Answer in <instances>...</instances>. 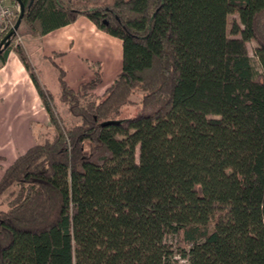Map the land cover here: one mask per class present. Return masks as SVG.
<instances>
[{
	"label": "trees",
	"instance_id": "16d2710c",
	"mask_svg": "<svg viewBox=\"0 0 264 264\" xmlns=\"http://www.w3.org/2000/svg\"><path fill=\"white\" fill-rule=\"evenodd\" d=\"M20 1L19 32L84 15L123 65L104 97L58 67L66 121L17 46L52 129L0 179V264H264V0Z\"/></svg>",
	"mask_w": 264,
	"mask_h": 264
},
{
	"label": "crops",
	"instance_id": "0c3cea01",
	"mask_svg": "<svg viewBox=\"0 0 264 264\" xmlns=\"http://www.w3.org/2000/svg\"><path fill=\"white\" fill-rule=\"evenodd\" d=\"M52 35L55 37L48 40ZM37 46L39 59L50 62L57 71L61 68L65 80L74 89L94 75L87 61H100L103 65L100 89H106L114 82L123 65L122 40L98 28L84 15L43 35ZM99 48L100 54L97 53ZM36 73L40 79L37 69ZM48 121V111L30 71L11 50L0 67V156L5 163L0 169L7 168L35 143L33 123Z\"/></svg>",
	"mask_w": 264,
	"mask_h": 264
},
{
	"label": "rangeland",
	"instance_id": "374dc122",
	"mask_svg": "<svg viewBox=\"0 0 264 264\" xmlns=\"http://www.w3.org/2000/svg\"><path fill=\"white\" fill-rule=\"evenodd\" d=\"M5 1L10 3V5L12 6V8L14 10V14L17 12H20L19 3H15L13 0H5ZM234 17H236V15L230 16V19H232ZM13 25L10 27V29L13 27ZM18 32L19 31L17 30V33H16L17 38L15 39L14 47L11 50L16 52L17 46H22L24 48V50L27 54L28 60L35 67V70L37 69V72L39 73L41 83L43 85H45L46 88L49 89L51 94L53 95L54 100L57 103V109H58L59 113L62 115V117L66 121L70 120L71 115H70L69 111L67 110V106L60 101L61 87H60L59 72H58L59 70L57 71V69L54 66H52L50 62H47L45 60L42 61L39 59L37 44H38V39L42 36H33V35L28 34V33H22V32L18 33ZM54 37L55 36L52 35L51 37H49L48 40H51ZM97 43H99V42H97ZM248 47H249L250 53L254 56V48L256 47V42L254 40L249 41ZM98 51L99 52H97V53L100 54V48L98 49ZM57 54H59V53H57ZM54 57H55V55H54ZM254 58H255V56H254ZM93 62L96 64L95 65L96 67H94V68H92L90 66L94 72L93 77L90 80L82 81L81 83L89 82L92 79H94L96 77V73H97V72H95L96 69H98L99 72L102 73V77H103V65H102V63L100 61H93ZM87 63L89 64L88 61H87ZM255 65L258 69H261L260 65L257 61V58H255ZM99 86L97 88H95L94 90H92V92L95 93L99 97H104L106 90L110 86L107 87L106 89H104V88L100 89ZM142 96H143V93H141V92H135L134 94H132L130 97L131 102L127 103L121 107L119 117L120 118H128V117L136 115L139 112V109L141 108ZM51 129L52 128H51L50 119L48 122H34L33 123V131H34L35 143L33 145H35L37 142L43 140V138L46 136L47 132L51 131ZM4 164L5 163H3V157L0 156V166L2 167ZM5 169H0V176L1 175L3 176ZM2 176L0 177V179L2 178ZM9 199H10L9 192H6L0 198V209H6L8 207Z\"/></svg>",
	"mask_w": 264,
	"mask_h": 264
},
{
	"label": "water",
	"instance_id": "95a60500",
	"mask_svg": "<svg viewBox=\"0 0 264 264\" xmlns=\"http://www.w3.org/2000/svg\"><path fill=\"white\" fill-rule=\"evenodd\" d=\"M17 1H18L19 5H20L19 16H18V19H17L16 23L7 32V34L4 36V38L1 40V42H0V54L2 53L3 49H5L6 47H8L11 44L12 37L17 33V30H18V28L20 26V23L22 21L24 13H25V6L21 3L20 0H17Z\"/></svg>",
	"mask_w": 264,
	"mask_h": 264
},
{
	"label": "built area",
	"instance_id": "2783aa9c",
	"mask_svg": "<svg viewBox=\"0 0 264 264\" xmlns=\"http://www.w3.org/2000/svg\"><path fill=\"white\" fill-rule=\"evenodd\" d=\"M13 15L14 10L10 3L6 2L5 0H0V32H2L8 26Z\"/></svg>",
	"mask_w": 264,
	"mask_h": 264
}]
</instances>
